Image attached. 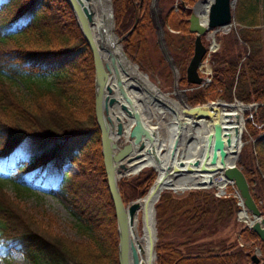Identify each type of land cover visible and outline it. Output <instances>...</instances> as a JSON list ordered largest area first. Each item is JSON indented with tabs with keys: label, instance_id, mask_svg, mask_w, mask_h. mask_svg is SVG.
Instances as JSON below:
<instances>
[{
	"label": "trees",
	"instance_id": "16d2710c",
	"mask_svg": "<svg viewBox=\"0 0 264 264\" xmlns=\"http://www.w3.org/2000/svg\"><path fill=\"white\" fill-rule=\"evenodd\" d=\"M108 1L113 26L125 35L136 21L138 8L134 0ZM145 7L147 0H143L144 15L140 14L137 28L122 43L126 51L139 57L148 44L146 25H154L150 14L143 11ZM236 21L243 27L239 32L242 45L233 33L225 38L236 50L230 52L223 46L212 55V84L221 90L219 97L224 100L235 96L261 106L256 118L241 124L235 134L239 143L245 128L256 138L254 151L260 172L251 167L242 171L264 215V133L257 137L252 122L264 125V0H238ZM37 76L46 84L37 82ZM17 82H22L29 96L14 91ZM197 98L193 100L201 103ZM202 106L211 108L222 130L229 129L237 115L251 110L237 102ZM52 163L55 168H50ZM64 163L78 167L72 179L61 171ZM0 168L17 170L14 184L24 191H31L26 184L29 181L46 193L73 200L88 224L104 238L97 241V249L85 248L55 233L11 199L0 184L1 250L20 251L31 264H120L117 215L96 118L95 62L68 0H0ZM156 177L152 170L136 179H123L124 203L147 195ZM156 209L160 239L178 236L182 247L176 248L173 240L161 243L159 264H239L242 259L249 263L254 246L260 249L264 264V243L248 228L240 234L252 243L250 249L232 252L235 245L229 244L220 246L219 251L210 249L207 257L186 253L199 251L203 235L236 216L240 206L235 195L218 197L203 190L182 197L165 193Z\"/></svg>",
	"mask_w": 264,
	"mask_h": 264
},
{
	"label": "rangeland",
	"instance_id": "374dc122",
	"mask_svg": "<svg viewBox=\"0 0 264 264\" xmlns=\"http://www.w3.org/2000/svg\"><path fill=\"white\" fill-rule=\"evenodd\" d=\"M140 1L141 0H134V6L136 8L139 7ZM199 1L200 0H147V7H145V10L143 11L150 14L154 20V25H152V27L149 26L150 23L146 25V37H148V44L145 46L144 54L142 57H139L136 53L128 52L122 44L124 55L133 65L138 67L139 71L148 78L149 83L160 91V93L177 102H180L183 105H186L187 107L195 108L199 105L218 103L219 101L234 103L237 100L245 103L240 101L235 96L232 100H224L220 98L219 92L221 90L214 88L212 84L214 78V69L211 62L212 55L223 50V46H227L230 52L236 50V48L232 45V41L226 40L225 38L229 37L233 33L237 36L240 45H242V42L239 39V32L242 28H240L238 23L228 32L221 31L214 35L212 31H208L203 36V42L206 47L209 49L212 48L200 70L206 82L204 85L198 86L191 85L187 81V69L194 55V44L196 40V35L190 33L189 19L191 16H188V14L191 13L192 15L194 7ZM181 7H184V11H182ZM140 14L141 16L144 15V13L142 14V8L139 16ZM171 16L175 19L172 20L173 24L171 23ZM168 17L170 23L167 22ZM181 23L183 24L182 27L180 26ZM123 35L124 33L121 30L119 31V29L116 30V28H114L113 22L111 21L110 36L120 39ZM214 44L217 45L216 50H214ZM241 53L243 57L248 55L247 50L245 49H243ZM46 78L49 79V77ZM34 79L42 85H44L43 83L46 81L39 76ZM13 88L18 94L24 97L27 95L29 96L22 82H17V84L13 85ZM211 88L214 89L210 90L207 94L206 91ZM196 96L199 97L197 100H200L201 103L193 100ZM254 103L257 104V106L243 115L245 125L249 120L255 119L259 114V108L261 107L260 104L256 102L245 104ZM252 122L255 124L256 136H261L264 133V125L260 124L257 120ZM255 143L256 138L249 135L245 128L240 136V148L235 152L234 158L236 161V155L239 153L238 164L239 166L241 164V168L251 167L252 169L260 172V168L256 160V152L254 151ZM219 145L221 148H223L224 145L231 146V138L228 133L221 136ZM253 158L254 164H252ZM50 166V168H55L56 164L52 163ZM152 170H154L153 167L143 168L141 173H146ZM61 171L66 173L68 178L71 179L79 172L78 167L68 163L62 164ZM141 173L132 175L127 179H136ZM16 177L17 170L7 171L0 168V184L5 186L4 190L11 199L19 203L23 209L34 215L39 221L44 222L46 225H50L55 233L65 236L72 241H75V243L82 244L85 248L92 246L97 249V241L104 240L103 234L97 232L88 224L73 200L62 196L61 194L56 193L52 195L46 193L43 189L35 187V184L29 181L26 182V184L31 188V191H24L15 186L14 182L18 180ZM232 189L234 190L235 186L229 185L226 189L227 194L222 197L235 195V191L234 193H229ZM201 190L213 192L220 197L216 188ZM192 191L198 190L195 189L187 191L183 194L166 191L162 194V196L165 193H171L176 197H182ZM258 195L259 197H263L261 191L258 192ZM144 197H140L138 199H142ZM138 199L134 201H137ZM134 201L125 205L128 206ZM261 203L264 205V198ZM240 212L241 211L239 210L236 213V216L229 221H221L222 223L220 222L218 227L203 235L202 239L198 241V245L201 244V247L203 248H200L199 251H186V253L190 252L192 256L200 254L207 257L210 254V249L219 251L221 248L220 246L229 244L235 245L232 252L250 249L252 243L246 241L242 234H240L243 229L247 228V224L242 221L243 219H240ZM158 239L159 240L156 245V264H159L160 257L158 250L161 243H167L173 240L176 248H182L179 246L181 239L178 236L176 237L171 235L168 238L160 239L158 230ZM257 250H259V248L254 246L253 253L251 255L255 254ZM0 264L31 263L20 251H4L0 249ZM204 264L213 263L207 262ZM239 264H248V262L246 259H242Z\"/></svg>",
	"mask_w": 264,
	"mask_h": 264
},
{
	"label": "water",
	"instance_id": "95a60500",
	"mask_svg": "<svg viewBox=\"0 0 264 264\" xmlns=\"http://www.w3.org/2000/svg\"><path fill=\"white\" fill-rule=\"evenodd\" d=\"M68 1L75 13L83 36L93 52L96 83V118L102 134L105 167L108 175L110 193L117 215L120 234V264H124L121 256V247L124 240L130 241V224L137 212L141 210L139 202L141 199L132 202L128 206L124 203L120 189V181L129 178L126 173L133 169H136L134 175L141 173L147 161L145 156L150 157L163 175L160 176V171L157 167H153L155 172H157V178L147 194L149 195L154 189L160 186V182H164L173 173L180 174L187 172L189 174L197 173L202 175L209 169V162L207 159L202 161L200 154H198L195 160L190 161L188 165L186 164L185 160L189 158L187 156H191L192 154L183 147L179 138L181 132H178L179 136H175L170 149H167L165 146L161 148V138L157 136V130L149 126L150 124L145 119V115L137 109V103L133 99L131 90L126 88L123 68L119 64L118 57L113 52L112 45L107 40V37H105L104 30L100 34L102 41L98 43L96 41V31L94 28L96 13L93 5L87 8L81 0ZM207 5L209 6L208 21L204 25L197 15V11L205 14L204 8ZM237 5L238 0H200L195 5L194 12L189 19L190 33L196 35L194 55L187 69V81L189 84L198 86L205 84L206 80L201 75L200 70L212 48L209 49L206 47L203 42V36L208 31H212L214 35L221 31L228 32L236 26ZM142 6L143 0L140 1L136 21L132 29L123 37L116 40L117 45L121 49L124 39L132 34L138 26L140 20L139 13ZM109 19L110 17H107L105 12L104 20L108 22ZM111 83L114 84L112 85ZM220 102L224 101H219L218 103ZM236 102L250 107V109L257 106L255 103L245 104L237 100L234 103ZM186 122V118L180 119L179 129L183 128L181 123L187 124ZM238 156L239 153L235 162L220 166L218 169V177H224L230 185L236 187L239 193L241 209L247 213L249 219L248 224L245 222L247 228L253 231L264 243V216L252 197L247 179L238 164ZM209 183L212 185L214 183L212 176L209 179ZM203 189L207 190V187ZM196 190H201V188H197ZM161 197L162 194H159L153 210L154 237L157 242L159 239L156 204L160 201ZM127 211L130 213L131 219L127 216ZM155 253L157 255L156 251ZM134 262V264H137L136 255L134 256ZM251 263H260L257 254L251 256Z\"/></svg>",
	"mask_w": 264,
	"mask_h": 264
},
{
	"label": "bare ground",
	"instance_id": "6f19581e",
	"mask_svg": "<svg viewBox=\"0 0 264 264\" xmlns=\"http://www.w3.org/2000/svg\"><path fill=\"white\" fill-rule=\"evenodd\" d=\"M85 7L90 8L93 5L96 13L94 28L96 31L95 38L97 43L102 41L101 31L104 30L105 37L113 47V52L119 60L120 66L123 68L126 88L131 90L133 99L137 103V109L145 115L149 126L154 127L161 138L160 146L170 149L174 142L175 136H179L183 147L186 151L191 152V156H187L186 164L196 159L200 154L201 160L207 159L209 169L202 175L187 172L180 174H171L164 182H160V186L146 195L139 202L141 210L137 212L130 224L129 233L130 241L123 242L121 247V256L124 264H134V256L137 257V264H156L157 255L154 229V207L159 194L171 191L176 194H183L187 191L197 188L213 189L216 188L222 196L227 194V187L230 185L224 177H218V169L220 166L228 165L235 162V152L240 148V143L236 137L235 131L244 124L243 116L237 115L232 126L227 130H220L215 118L212 116L211 108L199 105L195 108L187 107L166 95H163L154 86H152L148 78L144 76L137 66L133 65L124 55L122 49L117 45L116 37L110 36L111 29V8L108 0H81ZM207 5L204 8L205 14L197 11L201 22L206 25L208 21ZM105 12L110 17L108 22L104 20ZM215 45V49L217 45ZM109 57V54L107 53ZM115 83V82H114ZM114 83H111L112 85ZM187 119V124L181 123L183 128L179 129V120ZM126 122V120H125ZM219 129V130H218ZM229 134L231 138V146L224 145L219 147L221 136ZM163 154V152H162ZM144 168L155 167L154 161L148 157ZM157 167V166H156ZM159 170V168L157 167ZM160 171V170H159ZM136 169L129 170L126 175H134ZM163 173L160 171V176ZM214 178L213 185L209 183L210 177ZM205 182V183H204ZM127 216L130 213L127 211ZM240 219L248 224L247 213L243 210L240 212Z\"/></svg>",
	"mask_w": 264,
	"mask_h": 264
},
{
	"label": "flooded vegetation",
	"instance_id": "af4514ba",
	"mask_svg": "<svg viewBox=\"0 0 264 264\" xmlns=\"http://www.w3.org/2000/svg\"><path fill=\"white\" fill-rule=\"evenodd\" d=\"M259 250H260V249H259ZM259 250H257L256 254L258 255L259 260H260V263H259V264H261V259H260V257H261V251H259ZM251 256H252V255H250V257H249L250 262H249L248 264H252V263H251Z\"/></svg>",
	"mask_w": 264,
	"mask_h": 264
}]
</instances>
